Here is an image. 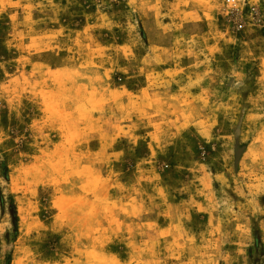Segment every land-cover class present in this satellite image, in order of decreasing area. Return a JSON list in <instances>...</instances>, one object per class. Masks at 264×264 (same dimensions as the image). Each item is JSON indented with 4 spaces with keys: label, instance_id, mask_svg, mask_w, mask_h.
<instances>
[{
    "label": "rangeland",
    "instance_id": "rangeland-1",
    "mask_svg": "<svg viewBox=\"0 0 264 264\" xmlns=\"http://www.w3.org/2000/svg\"><path fill=\"white\" fill-rule=\"evenodd\" d=\"M227 1L0 0V264H264V0Z\"/></svg>",
    "mask_w": 264,
    "mask_h": 264
},
{
    "label": "crops",
    "instance_id": "crops-1",
    "mask_svg": "<svg viewBox=\"0 0 264 264\" xmlns=\"http://www.w3.org/2000/svg\"><path fill=\"white\" fill-rule=\"evenodd\" d=\"M157 22V27L159 28V29H161V30H159V34L162 32V28L164 27V25H165V22L164 21H156ZM167 25V27L169 26V23H167L166 24ZM151 43H154V41H151ZM176 48H177V46L176 45H174ZM174 47V48H175ZM173 48V49H174Z\"/></svg>",
    "mask_w": 264,
    "mask_h": 264
},
{
    "label": "water",
    "instance_id": "water-1",
    "mask_svg": "<svg viewBox=\"0 0 264 264\" xmlns=\"http://www.w3.org/2000/svg\"><path fill=\"white\" fill-rule=\"evenodd\" d=\"M238 160H239V154L236 155V158H235V162L236 164L238 163Z\"/></svg>",
    "mask_w": 264,
    "mask_h": 264
},
{
    "label": "built area",
    "instance_id": "built-area-1",
    "mask_svg": "<svg viewBox=\"0 0 264 264\" xmlns=\"http://www.w3.org/2000/svg\"><path fill=\"white\" fill-rule=\"evenodd\" d=\"M227 3H232V1L228 0ZM242 26L241 25H238V29H241Z\"/></svg>",
    "mask_w": 264,
    "mask_h": 264
},
{
    "label": "trees",
    "instance_id": "trees-1",
    "mask_svg": "<svg viewBox=\"0 0 264 264\" xmlns=\"http://www.w3.org/2000/svg\"><path fill=\"white\" fill-rule=\"evenodd\" d=\"M12 201V200H11Z\"/></svg>",
    "mask_w": 264,
    "mask_h": 264
}]
</instances>
